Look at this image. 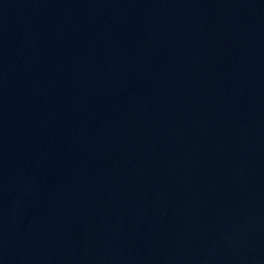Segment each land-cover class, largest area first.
Masks as SVG:
<instances>
[{
  "label": "water",
  "instance_id": "water-1",
  "mask_svg": "<svg viewBox=\"0 0 264 264\" xmlns=\"http://www.w3.org/2000/svg\"><path fill=\"white\" fill-rule=\"evenodd\" d=\"M0 264H264V0H0Z\"/></svg>",
  "mask_w": 264,
  "mask_h": 264
}]
</instances>
